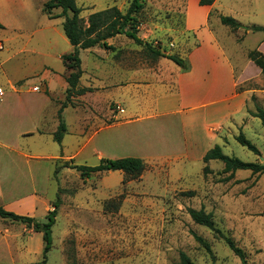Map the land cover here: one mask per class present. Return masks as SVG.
I'll return each instance as SVG.
<instances>
[{"label":"rangeland","instance_id":"1","mask_svg":"<svg viewBox=\"0 0 264 264\" xmlns=\"http://www.w3.org/2000/svg\"><path fill=\"white\" fill-rule=\"evenodd\" d=\"M45 1L30 0L33 10L25 15L17 14L16 19L26 25L24 31L16 34L0 31L4 48L0 51V87L6 93L0 103V208L13 213L19 209L22 212L17 214L44 223L60 196L61 206L52 228L48 264H181L182 254L193 264H242L215 232L193 222L189 209H203L212 214L216 229L244 251L248 264H264L263 174L240 171L234 179L226 181L228 175L223 173L221 163L208 166L210 173L207 174L202 166L188 167L186 171L190 177L182 186L167 183L165 173L158 166L152 168L150 174L145 168L136 178L112 172L110 175L95 174L84 180L77 171L66 168L60 170L57 179L53 177L56 167L65 163L89 167L100 164L91 136L99 124L94 115L105 119L98 110L73 104L74 110H66L63 114L74 132L66 141V150L61 154V146L49 137L50 128L57 126V107L65 101L66 95L61 100L55 97L54 106L46 103L48 94L28 92L31 86L42 84L40 78L34 76L40 62L51 64L53 68L59 66L48 57L44 40L48 34L46 26L58 25V21L48 20L42 12ZM131 1L77 0V4L83 9L81 17L87 21L90 14L114 6L124 13ZM145 2V9L138 16V37L164 52L177 55L170 44L180 41L184 33H177L178 36L173 38L170 32L153 30L152 24L182 25L187 0ZM222 3L224 10L238 19L226 16L245 26L264 27V0H222ZM213 18H216L215 14ZM33 26H40L34 37ZM58 27L63 33L62 26L59 24ZM231 33L241 42L247 32L241 29L238 32L231 30ZM7 37L16 39L7 42L4 39ZM26 43L28 49L38 53L20 52ZM94 49L92 54L98 57L100 70H96L92 80L87 82L106 89L110 61L126 55L135 61L133 67H144V61L150 58L143 47L127 37L118 38L115 50ZM68 50L69 43L59 42L60 52ZM240 50L245 52L241 54L244 61L249 60L251 51L257 50L264 56V34H247ZM81 57L85 67L89 68L90 55L84 51ZM249 62L243 65L247 79L242 89L251 92L247 103L250 115L258 109L264 110V73ZM169 63L179 67L170 60ZM23 76L27 80L13 84L18 91L15 92L9 80ZM55 88L60 87L56 84ZM111 108L117 112L120 107L112 104ZM80 110L87 113L85 126H80ZM118 121L112 118L108 123ZM258 123L249 126L251 133L246 132V138L257 147L259 156L236 140L224 154L244 162L264 163V134L261 133L264 128L259 120ZM37 128H40L39 134ZM78 134H82L83 144L81 141L76 143ZM194 235L204 239L211 252ZM43 249L42 233H36L32 226L0 217V264H36L42 260Z\"/></svg>","mask_w":264,"mask_h":264},{"label":"crops","instance_id":"2","mask_svg":"<svg viewBox=\"0 0 264 264\" xmlns=\"http://www.w3.org/2000/svg\"><path fill=\"white\" fill-rule=\"evenodd\" d=\"M48 1L46 0L44 4ZM32 10L30 0H0V24L3 26L0 31L21 33L26 25L17 20L16 16L25 15ZM55 11L61 13L59 9ZM42 12L44 13L43 9ZM213 14L216 18H213ZM226 15L238 19L235 14L224 10L222 0H216L212 6H201L200 0H187L182 25L177 27L170 22L163 25L152 24L155 27L153 30L170 32L173 38L178 36L177 33L185 34L180 41L176 40L170 44L177 55L159 48L167 55H176L185 60L188 65L186 71L175 67L165 58L157 60L149 58L144 61L146 64L144 67H133L132 64L135 63L133 58L124 55L110 61L106 89L87 82L92 80L96 70H100L99 59L92 54L95 49L86 50L90 55L89 68L85 67L80 55L83 75L79 87L91 91L72 98V103L82 104L93 111L98 110L105 119L94 115L99 124L98 130L91 136V142L96 143V153L100 160L140 158L145 162L149 174L152 168L161 167L167 183L182 186L190 177L186 171L188 167L202 166L203 170L205 166H219L221 161H210L205 164L204 156L215 146H220L224 153L240 132L246 136V132L251 133L250 125L259 124V119L247 112L251 92L242 89L247 79L244 62L254 63L242 59L241 54L245 52H242L240 47L247 34L253 32H247L245 38L239 42V38L231 33L232 29L220 22L219 17ZM48 20L58 21V25L46 26L45 31L48 34L44 36V40L49 50L48 57L55 60L59 66L53 68L51 64L40 62L35 68L34 76L39 77L42 84L31 86L28 92L48 94L49 96L45 97L46 103L55 106L53 99L58 97V100H61L68 89L66 77L69 72L62 57L69 54L73 48L64 31L63 34L58 27L59 24L63 26L64 19ZM32 29L34 37V34L37 35L40 31V26H33ZM120 37L125 36L110 39L108 44L115 48V43ZM4 39L8 42L16 38ZM59 42L69 43L70 50L60 52ZM27 44L20 52L38 53L35 49H28ZM0 46L2 52L3 44ZM83 52L81 51V54ZM259 70L262 72L260 68ZM25 77L9 80V83L15 90L13 84L27 80ZM56 84L59 89L55 88ZM34 87H39L40 91L34 92ZM65 101L57 107V126L50 128L49 134L52 139V134L59 124L58 111ZM112 104L119 105L117 112L111 108ZM75 105H69L63 110V114L66 110H74ZM76 108L79 109V106ZM86 114L85 111L80 112V126L86 124L84 121ZM112 118L119 121L109 124ZM39 129L37 128V133ZM67 129L61 154L66 150L67 139H71L74 134L69 125ZM261 133L264 134V131ZM101 135L103 136L100 137ZM80 141L83 144L82 134L76 136V143ZM116 172L125 176L123 172ZM103 174L110 175L112 172ZM20 212L22 211L19 209L15 210V214Z\"/></svg>","mask_w":264,"mask_h":264},{"label":"trees","instance_id":"3","mask_svg":"<svg viewBox=\"0 0 264 264\" xmlns=\"http://www.w3.org/2000/svg\"><path fill=\"white\" fill-rule=\"evenodd\" d=\"M146 0H132L129 7L123 13L116 6L108 8L103 11L92 13L87 21L81 17L83 9L77 5V0H49L44 4L43 11L50 19L63 18V31L68 38L72 51L62 57L64 66L69 71V75L66 77L68 89L66 91V101L58 111V127L52 134L53 141L62 146L63 139L67 134V124L63 118V110L69 105L73 106L72 98L76 96L84 95L91 91V89L80 88V79L83 75L81 51H86L99 47L105 50H114L115 48L108 44L110 39L117 36H125L132 40L138 46L144 48L149 54L150 58L157 60L159 58H165L172 61L183 70H188V65L185 60L176 55H167L163 53L160 48H156L153 44L145 42L138 37L140 21L138 16L143 12L146 5ZM216 0H200L201 6H212ZM61 10L60 14H54L55 10ZM220 22L230 27L232 30L237 31L244 29L245 32H261L264 34V27L258 25L243 26L236 19L228 16H220ZM0 29L3 26L0 24ZM249 60H251L258 68L264 73V56L257 50L251 51L248 54ZM252 117L261 121L264 128V110L258 109L256 113L250 114ZM235 140L243 147L248 149L253 154L259 156L260 152L257 147L246 138L241 132ZM210 161H221L224 165L223 173L227 174L226 181L234 179L236 172L238 171H250L252 175L263 174L264 175V163H251L244 162L235 157H229L223 153L220 146H215L211 149L203 158V162L208 164ZM71 169L77 171L81 178L86 180L95 174H102L106 172L120 171L125 175L132 178L139 177L145 170V162L140 158L126 157L120 159H101L100 164L97 166L89 167L84 165H73L65 163L61 167H56L53 172V177L58 178V174L61 169ZM204 174L210 173V168L205 166L203 169ZM194 193H191L193 195ZM61 206V199L58 195L57 199L53 203V210L49 211L46 216V222L41 223L37 219L28 216L17 215L13 212H8L3 208H0V217L3 219H9L14 222H20L25 225L33 227L36 233H42L44 249L42 252V260L36 264H48V254L52 247V228L56 223L58 210ZM189 215L194 223L199 226L206 227L215 234H217L231 251L240 258L242 264H248L246 254L240 248H238L231 238L226 237L219 229H216L213 221V216L210 213H206L205 210L189 209ZM196 240L208 251L211 252L210 245L201 237L194 235ZM181 264H193L191 260L184 254H182Z\"/></svg>","mask_w":264,"mask_h":264},{"label":"built area","instance_id":"4","mask_svg":"<svg viewBox=\"0 0 264 264\" xmlns=\"http://www.w3.org/2000/svg\"><path fill=\"white\" fill-rule=\"evenodd\" d=\"M1 44V43H0ZM2 47L0 46V49H1ZM33 91L34 92H39L40 91V88L39 87H34L33 88ZM5 90H4V88H2V87H0V103L3 101V99H4V97H5Z\"/></svg>","mask_w":264,"mask_h":264}]
</instances>
